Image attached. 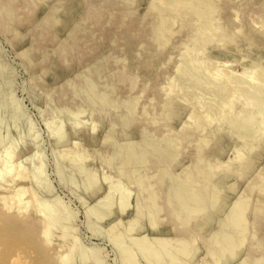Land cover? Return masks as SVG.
I'll use <instances>...</instances> for the list:
<instances>
[{
  "label": "rangeland",
  "instance_id": "374dc122",
  "mask_svg": "<svg viewBox=\"0 0 264 264\" xmlns=\"http://www.w3.org/2000/svg\"><path fill=\"white\" fill-rule=\"evenodd\" d=\"M164 1L0 0L26 264H264V0Z\"/></svg>",
  "mask_w": 264,
  "mask_h": 264
},
{
  "label": "bare ground",
  "instance_id": "6f19581e",
  "mask_svg": "<svg viewBox=\"0 0 264 264\" xmlns=\"http://www.w3.org/2000/svg\"><path fill=\"white\" fill-rule=\"evenodd\" d=\"M154 2H155V0H153ZM166 1V0H165ZM164 1V2H165ZM180 2H181V0H179ZM185 1V0H184ZM183 1V2H184ZM105 2V1H104ZM179 2V3H180ZM186 2V1H185ZM184 2V3H185ZM200 2V1H199ZM114 3V2H113ZM160 3V2H159ZM175 3V2H174ZM183 3V4H184ZM201 3H203V2H201ZM92 4H94V3H92ZM116 4V3H115ZM164 4V3H163ZM199 4V3H198ZM95 5V4H94ZM152 5V4H151ZM166 5V4H165ZM169 5H171V3H169ZM172 5H173V3H172ZM176 5H177V3H176ZM200 5V4H199ZM91 6V5H90ZM155 6V5H154ZM179 6V5H178ZM194 6V5H193ZM196 6V5H195ZM11 7V6H10ZM94 7V6H93ZM97 6H95V8H96ZM171 7V6H170ZM176 7V6H175ZM192 7V6H191ZM202 7V6H201ZM200 7V8H201ZM208 7V6H207ZM210 7V6H209ZM179 8V7H178ZM183 8V7H182ZM6 9V8H5ZM11 10H12V8H10ZM92 9V8H91ZM100 9V8H99ZM98 9V10H99ZM168 9V8H167ZM193 9V8H192ZM198 9V8H197ZM9 10V9H8ZM7 10V11H8ZM97 10V11H98ZM133 10V9H132ZM162 10V9H161ZM164 10H165V8H164ZM175 10V9H174ZM199 10V9H198ZM5 11V10H4ZM91 11V10H90ZM96 11V12H97ZM176 11H179V10H176ZM6 12V11H5ZM172 12V11H171ZM182 12V11H181ZM198 12V11H197ZM9 13V12H8ZM101 13V12H100ZM176 13V12H175ZM195 13V12H194ZM199 13V12H198ZM200 13H201V11H200ZM206 13V12H205ZM103 14V13H102ZM124 14V13H123ZM161 14V13H160ZM165 14V13H164ZM163 14V15H164ZM182 14V13H181ZM212 14V13H211ZM114 15H116V14H114ZM198 15V14H197ZM201 15V14H200ZM205 15V14H204ZM208 15V14H207ZM92 16V15H91ZM93 16H94V14H93ZM151 16V15H150ZM181 16V15H180ZM99 17V16H98ZM200 17V16H199ZM206 17V16H205ZM94 18V17H93ZM92 18V19H93ZM103 18V17H102ZM160 18H161V15H160ZM177 18V17H176ZM161 20V19H160ZM109 21V20H108ZM162 21H163V18H162ZM210 21V20H209ZM208 21V22H209ZM151 22V21H150ZM199 22V21H198ZM206 23V22H205ZM215 24V23H214ZM163 25H165V24H163ZM162 26V25H161ZM200 26H201V24H200ZM213 27V26H212ZM172 28V27H171ZM208 28H209V26H208ZM163 29V28H162ZM194 29V28H193ZM200 29V28H199ZM206 29V28H205ZM160 30V29H159ZM202 30H204V29H202ZM201 30V31H202ZM209 30H211V29H209ZM162 31V30H161ZM197 31V30H196ZM163 32V31H162ZM195 32V31H194ZM158 34V33H157ZM203 36V35H202ZM207 36V35H206ZM164 38H168V37H164ZM163 41V40H162ZM158 43V42H157ZM164 43V42H163ZM186 43V42H185ZM187 45V44H186ZM185 45V46H186ZM193 45V44H192ZM199 45V44H198ZM158 47H159V45H158ZM184 49V48H183ZM190 50V49H189ZM192 51V50H191ZM216 62V61H215ZM214 62V63H215ZM206 65H207V63H205ZM221 64V63H220ZM185 66V65H184ZM187 67V66H186ZM214 67V66H213ZM188 68V67H187ZM221 69V68H220ZM225 70V69H224ZM121 71V70H120ZM210 72V71H209ZM243 72V71H242ZM188 74H189V72H187ZM222 73V72H221ZM260 73V72H259ZM226 74V73H225ZM124 77V76H123ZM193 77V76H192ZM228 77V76H227ZM253 77V76H252ZM233 78V77H232ZM232 78H230V81H231V79ZM255 78V77H254ZM254 78H252V79H254ZM136 79V78H135ZM211 79V78H210ZM235 80H236V78H234ZM248 79V78H247ZM256 79V78H255ZM233 80V79H232ZM95 81V80H94ZM190 81V80H189ZM222 81V80H221ZM220 82V81H219ZM218 82V83H219ZM239 83H242L241 81H238ZM254 82H256V81H254ZM193 83V82H192ZM223 83V82H222ZM231 83V82H230ZM236 84H237V82H235ZM257 83H258V80H257ZM215 86L217 85V84H214ZM226 85V84H225ZM241 85V84H240ZM192 86V85H191ZM222 86V85H221ZM239 86V85H238ZM242 86V85H241ZM212 87V86H211ZM223 87V86H222ZM252 87H254V85L252 86ZM217 88H218V86H217ZM226 88V87H225ZM229 88V87H228ZM231 88V87H230ZM229 88V89H230ZM243 88V87H242ZM188 89V88H187ZM220 88H218L217 90H219ZM222 89V88H221ZM227 89V88H226ZM233 89V88H232ZM207 90V89H206ZM223 90H225V89H223ZM234 90V89H233ZM236 90V89H235ZM256 90H257V87H256ZM222 91V90H221ZM220 91V92H221ZM228 90H226V92H227ZM230 91H232V90H230ZM248 91H249V89H248ZM213 92H214V90H213ZM212 92V93H213ZM206 93V92H205ZM223 93H224V91H223ZM231 93V92H230ZM220 94V93H219ZM218 93H217V95H219ZM227 94V93H226ZM207 95H208V93H207ZM231 95H232V93H231ZM237 95V94H236ZM228 96H229V91H228ZM234 96V95H233ZM219 97H223L222 95L220 96L219 95ZM230 97V96H229ZM228 97V98H229ZM239 97V96H238ZM224 99H225V97H223ZM222 98V99H223ZM227 98V97H226ZM253 98V97H252ZM251 98V99H252ZM218 99V98H217ZM220 99V98H219ZM223 99V100H224ZM230 99V98H229ZM257 99V98H256ZM167 100V99H166ZM212 100V99H211ZM215 100V99H214ZM235 99H233V101H234ZM255 100V99H254ZM217 101V100H216ZM226 101V100H225ZM230 101V100H229ZM261 101V100H260ZM212 102V101H211ZM218 102H219V100H218ZM227 102H228V100H227ZM258 102V101H257ZM216 103V102H215ZM222 103V102H221ZM232 103V102H231ZM218 103H216V105H217ZM227 104V103H226ZM228 104H230V103H228ZM261 104V103H260ZM213 105H215V104H213ZM221 105H223V104H220V106ZM231 105V104H230ZM219 106V105H218ZM217 106V107H218ZM224 106V105H223ZM216 108V107H215ZM232 108V107H231ZM131 110V109H130ZM219 110V109H218ZM218 110H216V111H218ZM222 110H223V108H222ZM220 111H221V109H220ZM225 110H223V112H224ZM243 111V110H242ZM215 112V111H214ZM231 112V111H230ZM212 114H213V112H212ZM223 115V114H222ZM212 116H214V115H212ZM264 118V117H263ZM197 120V119H196ZM228 121V120H227ZM115 123V122H114ZM263 124H264V122H263ZM184 125V124H183ZM185 125H186V123H185ZM194 125V124H193ZM236 128V127H235ZM198 129V128H197ZM147 136V135H146ZM166 139V138H165ZM146 145V144H145ZM130 149V148H129ZM153 150V149H152ZM128 151V150H127ZM154 151V150H153ZM155 152V151H154ZM129 153V152H128ZM130 153H131V151H130ZM241 153V152H240ZM123 154V153H122ZM150 154V153H149ZM125 155V154H124ZM126 155H127V153H126ZM128 156V155H127ZM123 158H124V156H122ZM126 157V156H125ZM122 158V159H123ZM127 158V157H126ZM131 158V157H130ZM145 158V157H144ZM129 159V158H128ZM142 159H143V156H142ZM123 160H125L126 161V159H123ZM131 161V160H130ZM151 161V160H150ZM129 162V161H128ZM133 162V161H132ZM130 163V162H129ZM144 163V162H143ZM151 163V162H150ZM156 163V162H155ZM126 164V163H125ZM125 164H124V166H125ZM135 164V163H134ZM166 164V163H165ZM13 165V164H12ZM122 165H123V163H122ZM16 166V165H15ZM129 166V165H128ZM128 168V167H127ZM134 168V167H133ZM138 170V169H137ZM126 172V171H125ZM134 172H136V171H134ZM164 172V171H163ZM169 175V174H168ZM167 176V175H166ZM162 180V179H161ZM140 182V181H139ZM192 183V182H191ZM142 184V183H141ZM176 184H177V182H176ZM187 184V183H186ZM177 186V185H176ZM185 187V186H184ZM175 192V191H174ZM176 192H178V191H176ZM181 192V191H180ZM190 192V191H189ZM177 194V193H176ZM180 194H182V193H180ZM191 195V194H190ZM175 196V195H174ZM187 196V195H186ZM189 196V195H188ZM187 196V197H188ZM208 196V195H207ZM176 198V197H175ZM179 199V198H178ZM155 200V199H154ZM184 200V199H183ZM191 200V199H190ZM217 200V199H216ZM199 201V200H198ZM155 202V201H154ZM183 202V201H182ZM215 203V202H214ZM263 205V204H262ZM156 206V205H155ZM203 206V205H202ZM188 207V206H187ZM156 208V207H155ZM194 208V207H193ZM239 209V208H238ZM241 209V208H240ZM246 209V208H245ZM2 210V209H1ZM0 210V211H1ZM183 210V209H182ZM241 211V210H240ZM193 212V211H192ZM245 212V211H244ZM159 213V212H158ZM235 213V212H234ZM233 213V214H234ZM237 213V212H236ZM235 213V214H236ZM186 214V213H185ZM234 214V216H236ZM7 215H10V214H7ZM239 215L240 214H238V216L237 217H239ZM257 215V214H256ZM233 216V217H234ZM241 216V215H240ZM245 216V215H244ZM228 218V217H227ZM236 220V219H235ZM241 219L239 218V221H240ZM228 221V220H227ZM236 221H238V220H236ZM2 222V223H1ZM233 223H234V221H233ZM236 223H238V222H236ZM241 223V222H240ZM235 224V223H234ZM233 225V224H232ZM226 226H228V225H226ZM231 228V227H230ZM225 229V228H224ZM23 230V228L21 227V225L18 223V221L17 220H12V219H9V218H7V216H4V215H2L1 213H0V264H26L27 263V258H29V256L30 255H28V252L26 251V250H23L24 248H25V244H22L23 242L18 238V234L21 232ZM225 232H227V230L225 231ZM224 232H222V234H223ZM221 234V233H220ZM229 234V233H228ZM231 234V233H230ZM239 234V233H238ZM216 236V235H215ZM214 236V237H215ZM223 236V235H222ZM233 236V235H232ZM241 236V235H240ZM229 237H230V235H229ZM219 238V237H218ZM233 238V237H232ZM234 239V238H233ZM156 240V239H155ZM158 240V239H157ZM218 240V239H217ZM221 240V239H220ZM225 240H226V238H225ZM215 241V240H214ZM222 241V240H221ZM233 241V240H232ZM26 243H28L27 244V246L30 248H32V247H34V248H36V249H38V246H37V243H36V238L35 237H33V239H30V240H28ZM184 243H185V241H184ZM226 243H228V242H226ZM235 243V242H234ZM230 244V243H229ZM232 244V243H231ZM147 246V245H146ZM229 246V245H228ZM232 246V245H231ZM150 248V247H149ZM228 249H230V248H228ZM146 250L147 249H144V251L146 252ZM41 251H42V249H41ZM151 251V250H150ZM230 252H231V249L229 250ZM170 252V251H169ZM223 252V251H222ZM151 255V254H150ZM174 256V255H173ZM217 259V258H216ZM254 259V258H253ZM255 261V260H254ZM35 264H45V263H48V264H53L52 262H51V260H48V258L45 256V258H43V257H38L37 258V260H36V262H34ZM55 263V262H54ZM70 263V262H69Z\"/></svg>",
  "mask_w": 264,
  "mask_h": 264
}]
</instances>
